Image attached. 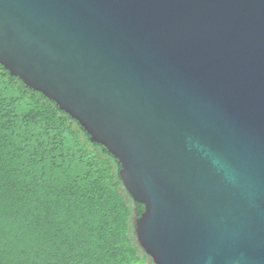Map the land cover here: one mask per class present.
I'll return each instance as SVG.
<instances>
[{
    "label": "water",
    "instance_id": "95a60500",
    "mask_svg": "<svg viewBox=\"0 0 264 264\" xmlns=\"http://www.w3.org/2000/svg\"><path fill=\"white\" fill-rule=\"evenodd\" d=\"M0 64L119 161L154 264H264V0H0Z\"/></svg>",
    "mask_w": 264,
    "mask_h": 264
},
{
    "label": "trees",
    "instance_id": "16d2710c",
    "mask_svg": "<svg viewBox=\"0 0 264 264\" xmlns=\"http://www.w3.org/2000/svg\"><path fill=\"white\" fill-rule=\"evenodd\" d=\"M119 161L0 64V264H154Z\"/></svg>",
    "mask_w": 264,
    "mask_h": 264
}]
</instances>
